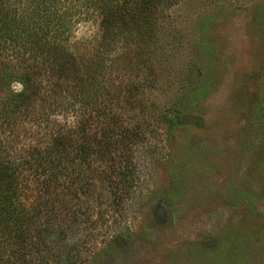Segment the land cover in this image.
Wrapping results in <instances>:
<instances>
[{
  "label": "rangeland",
  "instance_id": "obj_1",
  "mask_svg": "<svg viewBox=\"0 0 264 264\" xmlns=\"http://www.w3.org/2000/svg\"><path fill=\"white\" fill-rule=\"evenodd\" d=\"M154 23L126 32L102 60L98 23L82 25L74 50L102 70L98 85L83 96L72 76H40V95L61 105L1 135L20 147L59 123L73 139L103 137L113 112L144 129L152 152L133 159L141 173L121 210L110 177L124 162L106 159L114 148L76 169L89 181L75 205L88 212L80 224L100 234L82 264H264V0H177L159 6ZM57 197L68 215L71 197Z\"/></svg>",
  "mask_w": 264,
  "mask_h": 264
},
{
  "label": "trees",
  "instance_id": "obj_2",
  "mask_svg": "<svg viewBox=\"0 0 264 264\" xmlns=\"http://www.w3.org/2000/svg\"><path fill=\"white\" fill-rule=\"evenodd\" d=\"M176 1L0 0V264H82L83 248L90 250L89 243L100 234L81 225L80 217L88 212L75 205L84 202V185L89 181L82 169H76L96 149L108 152L114 148L106 159L124 162L111 166L116 209L121 210L133 194L135 174L141 173L140 164L137 168L133 159L147 160L152 148L145 147L140 124H125L116 112L109 115L103 137L87 136L82 130V139H73L63 134L59 123L50 138L33 137L34 141L20 147L1 134L10 132L19 119L35 110L61 105L50 100L51 91L48 96L40 95V76L58 80L72 76L83 96L88 87L98 85L102 70L97 65L92 68L95 63L89 68L74 50L73 40L82 25L98 23L101 33L94 53L102 60L126 32H150L154 11ZM15 80L19 87L12 84ZM71 100L75 111L80 101ZM38 101L43 104L39 106ZM172 115L166 111L160 117L171 126ZM59 195H68L73 201L70 206L64 204L68 215L62 216L56 209V202L61 203Z\"/></svg>",
  "mask_w": 264,
  "mask_h": 264
}]
</instances>
